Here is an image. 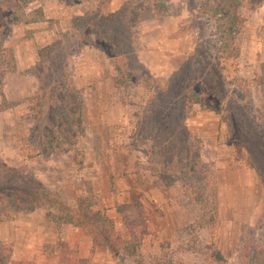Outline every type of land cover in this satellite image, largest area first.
I'll list each match as a JSON object with an SVG mask.
<instances>
[{
  "label": "rangeland",
  "instance_id": "obj_1",
  "mask_svg": "<svg viewBox=\"0 0 264 264\" xmlns=\"http://www.w3.org/2000/svg\"><path fill=\"white\" fill-rule=\"evenodd\" d=\"M198 9L0 0V264H264V0L238 73Z\"/></svg>",
  "mask_w": 264,
  "mask_h": 264
},
{
  "label": "trees",
  "instance_id": "obj_2",
  "mask_svg": "<svg viewBox=\"0 0 264 264\" xmlns=\"http://www.w3.org/2000/svg\"><path fill=\"white\" fill-rule=\"evenodd\" d=\"M263 0H199L198 13L201 16L208 17L215 20V25L217 29V34L219 36V41L221 42V51L223 55V60L229 63L231 66H235L236 72L238 71L237 62L240 56L241 40L240 34L242 28L245 24V17L242 11V7H248L252 11L261 6ZM250 5L249 7V4ZM113 56V55H112ZM238 73V72H237ZM238 86V85H236ZM237 90V87H235ZM250 91V88L246 89V93L241 92V99L245 98V95ZM134 208V209H132ZM137 211L136 222L139 219L141 222L142 231L136 233L130 226L129 220L132 216L128 215L130 211ZM121 213L125 216L127 223L129 224L130 230V244L132 246L133 255H137L139 245L141 244L143 237L147 233L145 210L143 204L139 201L136 203L125 204L120 208ZM126 210V212H125ZM127 213V214H126ZM94 216H99L102 219V226H110V219L104 214L101 216L100 211L91 212ZM54 221L58 227L59 233L63 234L64 226L67 223H73V221L68 217L69 215H62L58 217L57 214H53ZM95 217V216H94ZM144 221V222H143ZM84 224V223H83ZM95 245L101 242V239L93 236Z\"/></svg>",
  "mask_w": 264,
  "mask_h": 264
},
{
  "label": "crops",
  "instance_id": "obj_3",
  "mask_svg": "<svg viewBox=\"0 0 264 264\" xmlns=\"http://www.w3.org/2000/svg\"><path fill=\"white\" fill-rule=\"evenodd\" d=\"M262 93H263V98H264V85L262 86Z\"/></svg>",
  "mask_w": 264,
  "mask_h": 264
}]
</instances>
